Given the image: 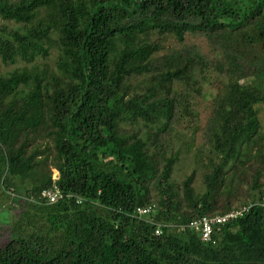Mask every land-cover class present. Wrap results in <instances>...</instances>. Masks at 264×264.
<instances>
[{
  "label": "trees",
  "instance_id": "16d2710c",
  "mask_svg": "<svg viewBox=\"0 0 264 264\" xmlns=\"http://www.w3.org/2000/svg\"><path fill=\"white\" fill-rule=\"evenodd\" d=\"M0 62V264H264V0H0Z\"/></svg>",
  "mask_w": 264,
  "mask_h": 264
},
{
  "label": "rangeland",
  "instance_id": "374dc122",
  "mask_svg": "<svg viewBox=\"0 0 264 264\" xmlns=\"http://www.w3.org/2000/svg\"><path fill=\"white\" fill-rule=\"evenodd\" d=\"M154 39H157L158 42L163 46V47H168L171 46L173 44H175V41L173 38L171 37H166V38H159V37H154ZM193 39V38H192ZM191 39V40H192ZM197 43H199L203 48H206V44L203 40H196ZM6 67L1 64L0 62V70L5 69ZM213 86V87H212ZM214 85H205V88L203 90L205 97L200 100L199 103V109L201 112H203V116H204V111L207 105V102L209 100V94L211 92H215L214 89ZM195 99H199L197 96H194ZM259 119L264 127V102L259 103ZM197 135H194L193 138L194 140L191 141V152L190 153H184L182 152L180 154V160L176 163L174 171H173V178L175 180H181L183 178V176L188 173L191 168H193L195 166V150L198 149V147L201 144V140H200V135L198 132H196ZM190 136L187 135L186 139H189ZM53 171V169H52ZM0 202H1V206H0V231L6 227H8L12 221H13V216H17L16 214L19 212L17 209L15 210L14 208L16 206H14V208H10L9 205V198L6 194H2L0 192ZM14 205V204H12Z\"/></svg>",
  "mask_w": 264,
  "mask_h": 264
},
{
  "label": "built area",
  "instance_id": "2783aa9c",
  "mask_svg": "<svg viewBox=\"0 0 264 264\" xmlns=\"http://www.w3.org/2000/svg\"><path fill=\"white\" fill-rule=\"evenodd\" d=\"M58 178V171L56 169H53L52 172V179L53 184L49 188L42 189L40 192L41 198L45 199L47 202H55L62 196L61 190L57 187L55 180ZM151 207H137L135 214L137 216H143L145 214H148L150 212ZM245 207L236 208L233 209L227 213L224 214H216V215H203L201 217L192 219L188 222L180 223L178 226L184 227L187 226L189 228H192L193 230L197 231L199 234V237L203 241H211V235L213 233L214 227H216L219 224L225 223L231 218H235L239 215H241L242 211L245 210ZM162 230V225H158L155 233L160 234Z\"/></svg>",
  "mask_w": 264,
  "mask_h": 264
}]
</instances>
